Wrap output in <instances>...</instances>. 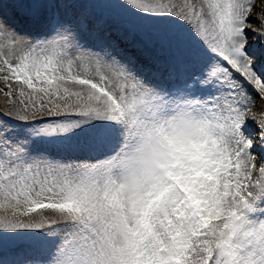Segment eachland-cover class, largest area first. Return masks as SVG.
<instances>
[{"label": "snow or ice", "instance_id": "snow-or-ice-1", "mask_svg": "<svg viewBox=\"0 0 264 264\" xmlns=\"http://www.w3.org/2000/svg\"><path fill=\"white\" fill-rule=\"evenodd\" d=\"M0 264H264V0H0Z\"/></svg>", "mask_w": 264, "mask_h": 264}]
</instances>
